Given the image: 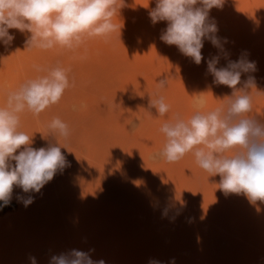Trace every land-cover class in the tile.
<instances>
[{"label": "rangeland", "instance_id": "obj_1", "mask_svg": "<svg viewBox=\"0 0 264 264\" xmlns=\"http://www.w3.org/2000/svg\"><path fill=\"white\" fill-rule=\"evenodd\" d=\"M154 7L155 0H117V30L74 51L24 49L29 34L14 29L12 43H0V106L41 74L34 65L59 63L75 82L39 117L21 115L36 148L57 143L47 127L54 117L68 124L69 138L57 140L70 166L40 193L14 188L0 208V264H50L73 249L104 264H264V202L225 194L219 175L209 176L192 153L175 163L153 159L166 142L163 123L190 118L196 95L212 110L233 92L207 71L205 61L219 50L205 41L197 65L166 45L159 38L166 22L149 18ZM210 17L228 41L217 66L242 54L256 63L237 87L255 78L248 116L264 122V0H224ZM162 79L167 87L159 89ZM157 93L170 106L164 116L149 107ZM29 195L34 201L25 207L18 196Z\"/></svg>", "mask_w": 264, "mask_h": 264}, {"label": "clouds", "instance_id": "obj_2", "mask_svg": "<svg viewBox=\"0 0 264 264\" xmlns=\"http://www.w3.org/2000/svg\"><path fill=\"white\" fill-rule=\"evenodd\" d=\"M224 0H155L149 11L152 24L166 22L160 40L175 46L184 56L199 65L205 61L202 49L205 41L219 50L205 62L213 82L233 89L225 104L205 110L207 101L196 95L197 111L188 119L177 114L160 128L166 142L153 159L167 163L180 161L192 153L197 165L209 173L219 175L218 187L225 194L244 195L250 203L264 202V122L251 118V88L255 78L248 76L242 87L243 73L256 71V63L241 55L218 67L223 53L227 56V38L218 36V26L210 17L213 8H222ZM117 0H0V43L9 45L15 39L14 29L28 33L24 49L50 50L57 46L76 50L92 38H108L117 30L113 17L117 14ZM41 73L9 91L0 106V208L8 206L14 188L23 193H40L54 176L70 166L57 137L67 140L70 129L66 122L54 117L47 125L49 136L57 143L33 147V136L21 130V115L30 112L39 115L57 104L65 91L75 86L70 82V69L57 66L34 65ZM167 87V79L158 82V88ZM86 105H73V111ZM149 107L160 116L170 106L159 93L150 98ZM25 207L34 197L18 196ZM32 264H36L32 258ZM50 264H104L94 261L89 253L70 250L51 258ZM150 264H160L152 260Z\"/></svg>", "mask_w": 264, "mask_h": 264}]
</instances>
